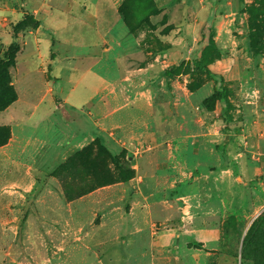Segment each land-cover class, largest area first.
Masks as SVG:
<instances>
[{
  "label": "rangeland",
  "instance_id": "1",
  "mask_svg": "<svg viewBox=\"0 0 264 264\" xmlns=\"http://www.w3.org/2000/svg\"><path fill=\"white\" fill-rule=\"evenodd\" d=\"M256 44L264 0H0V264H62L128 208L219 225L207 264H264V109L228 97Z\"/></svg>",
  "mask_w": 264,
  "mask_h": 264
},
{
  "label": "crops",
  "instance_id": "2",
  "mask_svg": "<svg viewBox=\"0 0 264 264\" xmlns=\"http://www.w3.org/2000/svg\"><path fill=\"white\" fill-rule=\"evenodd\" d=\"M214 37L220 44L221 34ZM245 48L251 55L236 80L237 91L228 97L239 101L236 111L248 116L257 110V102L264 109V45L241 49ZM62 117L66 118L64 113ZM80 222L78 226L85 225ZM92 225L98 232H88L86 243L77 237L81 242L65 246L62 264H207L220 254L225 240L219 225L175 220L170 208H128V216L122 222L112 225L101 220ZM105 228L116 229L114 238L108 243H92Z\"/></svg>",
  "mask_w": 264,
  "mask_h": 264
},
{
  "label": "trees",
  "instance_id": "3",
  "mask_svg": "<svg viewBox=\"0 0 264 264\" xmlns=\"http://www.w3.org/2000/svg\"><path fill=\"white\" fill-rule=\"evenodd\" d=\"M214 1H216V0H214ZM30 18H33V16H30ZM19 51H20V45L18 43H13L10 46V50L8 52V59L6 60V62L7 61L14 62ZM194 66L196 69L205 72L206 74H208L211 77L215 76V72L209 66V64L203 63L200 60H196L194 63ZM220 98H221V100H227V95L225 92H223V90H220Z\"/></svg>",
  "mask_w": 264,
  "mask_h": 264
}]
</instances>
